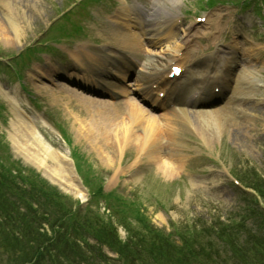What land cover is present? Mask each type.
Segmentation results:
<instances>
[{
    "label": "rangeland",
    "instance_id": "374dc122",
    "mask_svg": "<svg viewBox=\"0 0 264 264\" xmlns=\"http://www.w3.org/2000/svg\"><path fill=\"white\" fill-rule=\"evenodd\" d=\"M155 1L97 0L78 6V2L72 0H0V50L3 56L0 58V138L10 144L15 162L31 171L36 170L62 192L71 195L74 198L71 207H76L83 215H92L94 211V214L104 216L107 205L104 206L103 199L91 200L87 206L91 198L88 190H85L84 196H79L68 165L61 160L60 155L73 159L71 147L60 135L58 127L63 126L73 140V147L83 156L81 159H85L80 161L86 170L84 172L90 176L98 174L105 177L106 192L114 189L125 199L139 202L148 219L164 231H171L174 223L186 237L197 240L198 245L212 243L209 247L214 248L211 251L217 257L216 260L213 257V264H233V261L235 264H248L241 259L240 254L236 256L232 253L228 258L224 253L226 246L223 241L214 235L208 240L211 234L208 235L206 229L216 223L220 216L229 223L232 213L239 212L240 206L245 203L243 192L231 184L228 171L242 173L245 179L250 177L256 181L257 175L253 173L255 169L264 176V86L261 88L263 92L256 93L253 98L249 96V99L241 100L243 102L239 98L237 102L252 115L228 113V119L225 120L227 128L219 131H216L214 118L202 121L192 117L193 123L178 134L171 115L154 113L159 122L170 124L176 129H173L174 135L162 134L159 140L161 146L157 148L153 159L149 160L138 141L124 147L110 146L112 130L104 129L106 122H110V125L115 123V129L123 136L137 128L130 126V122L124 118L129 115L125 98L118 101L110 98L91 99L96 102V106L92 107V103L83 98L86 93L82 88L61 79L49 82L38 75L37 70L45 71L47 75L50 70L58 68L66 73L68 68L76 64L75 58L78 56L75 55L81 51L106 56L103 51L107 52L110 47L104 46L106 42L113 46L119 44L116 40L120 30L118 24L125 20L122 14L115 17L118 11L129 15L135 2L143 5V11L150 14ZM257 1L251 0V4L244 8L230 3L218 4L202 12L207 21L199 22L194 13L201 5H206L204 0H183L178 9L187 12V15L184 24L176 30L177 38L171 39V42H189V49L198 48V54L191 56L196 59L215 52L216 48L224 49L220 52V58H223L227 55L226 51L234 49L240 65L252 66L264 79V19L260 20L255 10ZM70 9L73 12L66 19L84 27L83 32L73 39L62 38L57 29H50ZM260 9L263 13L264 9L261 6ZM9 13L20 24L21 34L16 35L9 25L6 18ZM186 29L190 32L189 36ZM39 41L49 48L39 53V59L32 56L28 64L30 68L24 70L27 73L23 89L15 73L5 64L10 61L14 64L12 56H18L26 47ZM2 105L5 106L3 111ZM19 108L36 118L46 148L36 147L32 150L26 143L33 134L16 117ZM125 123L130 126L129 131H126L128 126ZM92 128L95 136L90 132ZM143 130L144 126L136 132L143 136ZM208 133L210 140L205 135ZM15 139L30 149H19ZM103 152H108L111 159L106 160ZM1 155H5V149ZM36 156L43 164L34 161ZM131 163L137 164L135 171H131ZM159 166L173 167V170L169 169L170 173L164 175ZM258 184L261 182L258 181ZM79 199L84 200V203L78 205L76 201ZM114 223L118 233L125 237V228L117 220ZM196 234L203 235L198 237ZM92 245L97 247L93 237ZM104 253L116 256L110 251ZM5 263L4 254H0V264Z\"/></svg>",
    "mask_w": 264,
    "mask_h": 264
},
{
    "label": "trees",
    "instance_id": "16d2710c",
    "mask_svg": "<svg viewBox=\"0 0 264 264\" xmlns=\"http://www.w3.org/2000/svg\"><path fill=\"white\" fill-rule=\"evenodd\" d=\"M17 170L16 174L10 167L0 171V249L20 252L17 264H105L110 258L105 256L104 246L119 254L121 264H198L202 258L205 264H210L211 250L202 244L197 248L198 241L187 238L182 232L177 235L182 236L184 242L178 244L171 239L173 235L154 227L139 202L105 197L111 210L109 215L94 214V211L92 215H83L39 175L32 171L24 175L20 167ZM250 185L264 197L263 185L258 181ZM95 192L93 198L101 194L100 188ZM115 220L127 231L126 239L119 235ZM47 224L49 229L44 227ZM230 224L221 225L225 226V235L213 227L207 231L230 245L233 254L243 250L241 259L248 264L252 257L244 252L246 248L264 256L261 233L255 236L245 230L247 247H237L239 230L245 224ZM257 225L262 229L264 220ZM89 237L96 239L97 247L90 245Z\"/></svg>",
    "mask_w": 264,
    "mask_h": 264
},
{
    "label": "bare ground",
    "instance_id": "6f19581e",
    "mask_svg": "<svg viewBox=\"0 0 264 264\" xmlns=\"http://www.w3.org/2000/svg\"><path fill=\"white\" fill-rule=\"evenodd\" d=\"M159 1L161 2L162 0H159ZM163 1L170 2L172 4H176L179 2V0H163ZM160 15L161 14L156 11L151 13L149 15L150 18L148 19L149 20L148 24L147 25L143 24V27L141 29L145 31L143 32V34L145 35L144 37L147 39L150 38L149 41H151L153 46L155 47L160 46L161 47L160 50L149 49V50L143 51L141 50L142 47L140 46L142 45L141 38L138 36V34H132L130 32H125L121 35V38L124 42V46L122 49H119V51L123 54L126 51H130L134 55L135 54L139 55L140 58L143 59V63H142L143 66L141 65V69L137 71L138 77H139V83L137 84V87L134 91L136 92L141 89L143 93L145 94L143 97V100L144 101L146 100L145 102L147 103L150 102L151 104L149 103L148 104L152 108H156L158 106L157 104H159L160 106L166 105L167 103L170 102L169 100L171 98L173 100L175 98L178 102V106L174 108L172 111H170L169 113H171L174 116V125H176L177 127L176 131L178 134L184 131L185 129L184 127L186 126L189 127V124L193 123L192 117L201 119L202 121L203 120L205 121L207 118L208 119L214 118L213 123L217 128L216 131H219V130H223L227 128V124H226L227 122L225 120L228 119L227 117L228 113L235 114V113L243 112L245 113V115L246 114L248 116L252 115L251 113L247 111V108L245 106H242L239 103L237 104V102L239 101L235 102L232 100L235 98L237 99L240 98V102H243L241 100L249 99V96L253 98L256 93H261L263 91L261 88L262 86H264V80L260 78L258 72L255 69H253L252 66H249L248 64L246 66H241L240 61H238V58L236 56H231L229 57V59L223 60V63H222L223 65H227V68H228L226 72L223 73L222 75V79H223V82L221 83L222 91L223 89L224 91L231 90V94L228 96L227 101H225L222 106L212 109V110H209L211 109V107L207 108V110H193V111L190 110V107H188V105H194L196 101L192 99H188L184 95L183 91L178 88L181 83L182 85H185L187 80L188 81L191 80V79H188L189 78L188 75H183L180 77V79H174V80H169L167 77H165V74L168 72L165 69L166 66H168L169 63L177 57L178 52L180 51L181 47L179 48L177 44L161 45L163 41L169 40L173 38V36H175L174 28L176 27L177 24L170 22L169 20L163 17H160ZM6 18H7L9 25L13 28V31L16 33V35L21 34L22 33L21 26L16 21L14 15L9 13V15L6 16ZM136 23H140V20L137 19ZM109 56L115 60H120V61L123 60L121 58L119 59L118 57L115 58L116 56L112 52H110ZM91 58L94 59L93 56ZM212 59H213V55H212ZM140 64H141V60H140ZM218 64H219L218 62H215L212 65L208 64L202 69L198 70L197 74L198 76H201V78L198 79L197 83L190 81L188 84L187 82L188 86H185V90L188 91L187 89L189 88V86L192 87V88L190 87L191 88L190 90L192 91L193 90L196 91L197 90L196 88H201V89L206 88V93L209 96L214 95L215 93H213L212 87L211 88L207 87V85H205L204 82L206 81L205 79L207 78V76H211V78L215 76L214 78H216V75L219 72H221V70L218 69ZM82 67H86L85 63L83 62H82ZM132 69L133 68H130V69L128 68L127 71H131ZM210 69L212 71H210ZM88 71H89V68H84V69L81 68L80 70H73L69 74L68 79H73V80H78V81L87 80L88 76L85 72H88ZM127 71L126 70L124 71L115 70L114 72H116L117 74H115V76L112 78H115L114 79L115 81L118 80L121 83L125 82L127 80V76H126ZM108 73L110 74L112 73V71H109ZM120 76H121V79H120ZM182 77H184V79H182ZM103 80L107 82L108 84L117 87L112 81V79L105 78ZM149 82L150 84L148 85ZM153 83L162 84V86H164V90L166 91V96L162 101H160L158 97L153 96V90L151 87ZM149 89L151 91H149ZM207 97L208 96L206 95L203 98L205 99ZM87 101L92 103V107L96 106V102L91 101V100H87ZM204 102H207V101H204ZM125 104L129 108V115H127V117H124V118L126 119V121L128 120L130 122L129 123L130 126L133 125L137 127L138 129L139 127L141 128L142 126H144V130L142 132L143 136H139L137 134L136 132L138 130L137 128H135L131 134L126 133L124 136L119 135V132H118L119 130L117 131V129H115L114 127L115 123L114 124L111 123L110 125V122L109 124H107L106 122L105 123L106 127L104 126V129L108 128L109 130H112V133H111L112 138L109 139L110 141H112V143H110V146L124 147L127 144H130V145L135 144L138 141L140 144V147L142 146L140 149L141 150L143 149V151L147 154L148 159L151 160L153 159L152 157L154 153L157 152L156 151L157 148H160L161 146V143L159 142V140L160 138H162V134H165L167 136H171V134L174 135L173 129H176V128H172L170 124L159 122V119L157 118V116L155 115L152 116V114H150L143 105H140L135 98L127 99ZM208 106H211V105H207V107ZM16 114L18 115V117H20V120L23 119V121H25L23 115L19 111H17ZM125 124L128 126V129H129L130 126L127 123ZM128 129H126V131H128ZM93 130H94L93 128L90 129V132L94 134L95 136V132ZM209 130L210 129H208L207 131ZM29 132L33 135H32V138H27L26 143H28V145L30 146L32 150L36 147H39V149L40 147L46 148V146L43 145L41 137L38 134H35L37 132H34L31 128H29ZM205 135L207 136L209 140L211 139L210 133H208V135L207 134ZM14 142L17 145V147H19V149L21 150L24 149L28 151L30 149L25 145H21L20 142L16 139ZM102 146L104 147V142H102ZM102 155L104 156L106 160L111 159V156H109L108 152L107 153L103 152ZM35 158L36 160L34 161H36L37 163L39 162L43 164V162L40 161L37 156ZM61 160L63 161V164L68 165L70 167L71 164L70 162H67L65 156H61ZM169 169L173 170V167L159 166V170L164 175H167L168 173H170ZM69 173L73 180L72 182H74L75 175L71 167H70ZM136 175H138V173ZM73 184H74V188L79 191L78 192L79 195L83 196L84 190L81 189L80 185L78 183L77 184L73 183Z\"/></svg>",
    "mask_w": 264,
    "mask_h": 264
}]
</instances>
